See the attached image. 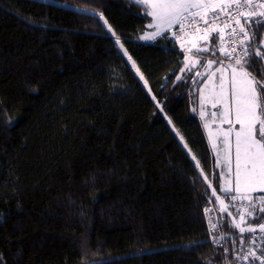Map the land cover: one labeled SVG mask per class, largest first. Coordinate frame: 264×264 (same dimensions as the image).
<instances>
[{"label":"trees","instance_id":"1","mask_svg":"<svg viewBox=\"0 0 264 264\" xmlns=\"http://www.w3.org/2000/svg\"><path fill=\"white\" fill-rule=\"evenodd\" d=\"M56 1L70 6L0 0V264H261L264 236L219 210L203 78L181 72L184 53L138 40L141 3ZM248 31L246 70L264 85V27ZM210 53L194 55L223 64ZM256 240L258 258L238 259Z\"/></svg>","mask_w":264,"mask_h":264},{"label":"snow or ice","instance_id":"2","mask_svg":"<svg viewBox=\"0 0 264 264\" xmlns=\"http://www.w3.org/2000/svg\"><path fill=\"white\" fill-rule=\"evenodd\" d=\"M132 2L142 3L144 0H132ZM148 7L151 11L147 14L152 16L154 21L148 27H154L155 31L145 33V35L141 36L140 39L143 41H155L158 37L167 38L165 29H170L173 24H179L181 31H183L186 21L189 26L198 23L196 17H199L200 20L205 21L207 24L209 23V20L206 19L207 17L210 16L211 22L216 23L219 21L221 15H223L228 22L226 26L231 27L230 35L241 46L255 36V32L250 33L248 31L249 27L253 25H255L256 29L264 27V3L254 4V0H243V3H241V0H226L222 5H209L205 0H148ZM245 7L258 8L259 11L251 10L245 13L241 11ZM193 9L196 11H193ZM200 9H208V11L201 12ZM216 9H220V11L218 12ZM241 18H243V22H241ZM100 19H104L102 14H100ZM104 23L107 25L108 21L105 19ZM215 31L216 29L214 28L208 29L207 35H211ZM108 32L116 37L115 44L120 45V48L123 49L121 38L116 35L110 25L108 26ZM232 51L235 52V48ZM123 55L128 56L130 61L132 60V57L128 55L127 51H124ZM255 56H261V52L257 50ZM233 58L236 61L237 67H234L232 70L229 112L234 111L235 124L239 125V129L234 127L228 128L224 132V139L226 148L230 149L229 137L233 132L235 133L236 192L242 199L249 201L246 214L249 217H253L257 204L262 205L259 207V212L264 213V196L259 201H253L249 195H246V193L254 192L258 188L264 190V85H260L259 81H245L243 79V77L248 75L243 69L252 67L250 63L251 54L247 48H242V54ZM211 63L212 61H209V64ZM132 67L136 69L137 74H140V79L143 80L144 76L141 74V70L135 61L132 62ZM237 69H240V71ZM186 70H188L187 66L185 69H181V72ZM180 79L181 77L178 76L177 80L179 81ZM145 84H147V81H145ZM218 95L220 100H223L225 97L223 77H221L220 92ZM203 100L204 95L203 90H201L202 103ZM258 112L260 115H257ZM226 122L230 125L233 123L231 119L226 120ZM169 123H171L170 120ZM257 124L259 125L258 129ZM187 147L188 145L184 144V148ZM192 158L193 160L196 159L195 156ZM197 166L199 165L197 164ZM225 191H228V189H225ZM232 199L236 200L237 197L233 196ZM244 220L245 216L241 214V222ZM233 226L238 228L240 233L246 231L255 232V228L252 227L244 228L241 224H234ZM212 227L215 228L216 226L212 225ZM259 228L261 233H264V224H260ZM249 257L258 258L254 251L243 256H238L237 258L247 260ZM261 264H264V260L261 261Z\"/></svg>","mask_w":264,"mask_h":264},{"label":"rangeland","instance_id":"3","mask_svg":"<svg viewBox=\"0 0 264 264\" xmlns=\"http://www.w3.org/2000/svg\"><path fill=\"white\" fill-rule=\"evenodd\" d=\"M51 1L55 4L62 5L65 7L70 6L69 4L65 2L56 1V0H51ZM206 1H210V0H206ZM141 4L145 5L148 8V12L151 11V9L148 7V0H144V2H142ZM153 23H154L153 17L150 16V21L148 23V26ZM154 31H155L154 27L153 28L148 27V30L145 33H151ZM166 32L167 34H169L168 31ZM145 33L143 35H145ZM263 44H264V39H263ZM120 50L123 52V49L120 48ZM189 57H192V55H187L186 59H189ZM212 63L211 64L208 63L205 67L204 66L202 67L197 66L193 68L190 67L188 68L187 71L192 70V72L194 73H196L197 71L199 72L200 75L198 76V80L199 78H203V84L199 91V98H201V90H203L204 101H206L205 109L207 111H211L212 114H214L215 112L220 115V117H218V115L215 114V116L212 118L206 117V115H203V116L201 115L202 117L200 118V119L206 120V122L201 120L202 121L201 123H202V128H203L209 149L211 153L215 155V158H216V155L218 156L216 160H221L219 162L217 161V167L220 170L222 182L220 184L221 190L216 200L219 206V210L221 212H228V214L232 218L233 224H241V226L244 228H248V227L255 228V232L254 233L252 232V233L254 237L259 238L260 236H264V233H261L260 228H259L260 224H264V213L259 212V207H261L262 205L257 204V207L255 209V214L253 217L247 216L246 209L248 207L249 201L247 199H242L240 195L236 192V182H235V169H236L235 142H236V138H235V133L233 132L229 137V141L231 144L230 149L226 148L225 142H223L224 132L227 131L228 128L234 127L236 129H239V125L235 124L234 111H232L231 113L229 112L232 70L234 67L228 66L225 64H218L217 66H213ZM129 64L131 68L133 69V71L135 72V74L137 75V77L139 78V80L142 82V84L145 85L144 80L140 79V74H137L136 69L132 67V61L129 60ZM185 68L186 66H184V69ZM237 70L240 71V69H237ZM243 71L248 73L247 76L243 77L245 81H248V80L256 81L255 77L252 75V73H250V71L246 70V68L243 69ZM221 77H223L224 83H225V97L223 100H220L219 95H218L220 92ZM257 115H260V113L258 112ZM163 116L166 119L169 126L172 128V130L177 135L178 132L175 130V127L173 126V124L169 123L170 119L168 118V116L165 113H163ZM228 119H231L233 121L231 125L226 122V120ZM205 125H207V127H205ZM258 127L259 125L257 124V129ZM218 134H220L221 136H218ZM177 137L181 140L179 135H177ZM219 141L222 142V147H220L221 143ZM225 189H228V191H225ZM246 195H249L253 201H259L260 198L264 196V190H260L258 188L254 192L246 193ZM233 196H236L237 199L233 200L232 199ZM241 214L245 216V220L243 222H241ZM261 215H263L262 217L263 220L257 224H252L253 218H255V216L261 217ZM258 242L259 241L257 240L255 241V243H253L252 241L251 245H253V247L252 249H250V251H255L259 247L257 245Z\"/></svg>","mask_w":264,"mask_h":264},{"label":"crops","instance_id":"4","mask_svg":"<svg viewBox=\"0 0 264 264\" xmlns=\"http://www.w3.org/2000/svg\"><path fill=\"white\" fill-rule=\"evenodd\" d=\"M218 3H219V0H211L210 1L211 5H216ZM208 29H211V27L208 26L206 28H200L198 31L187 32V33H184L180 36H177L176 38H172V41H174L178 50L184 53V65H183L182 69H184V66H187V68L197 67L198 65H201V67L202 66L205 67L209 63V61H205V62L200 61L199 57L194 55V52H201L202 53L205 51H210L211 52L210 55L213 56V54H215L217 51L218 52L222 51V48H223L222 39L223 38L221 37V35H219L217 30L214 33H212L211 35H207ZM168 30L169 29H167V28L165 29V31H168ZM138 40L142 41V42H153V41H143V40H140L139 38H138ZM187 55H192V57H189V59H186ZM212 65L215 66L213 63H212ZM189 71H192V70H189ZM189 71L186 70L184 72H189ZM199 75L200 74L198 71L196 73H194L192 80H194ZM201 87H202V85H201ZM201 87H200V89H201ZM200 89H199V91H200ZM205 104H206V101L203 100V103H202L201 98H199V96H198V102H197V104H194V105H195V108H196L200 122H202L201 120H203V119H200L203 115H206V117L212 118L215 116V114H217L215 112H214V114H212L211 111H207L205 109ZM217 115H218V117H220L219 114H217ZM219 119H221V118H219ZM203 121L206 122V120H203ZM218 136H221V135L218 134ZM219 142L221 143L220 147H222V142L221 141H219ZM223 142H225L224 139H223ZM213 156L215 159V164L217 166V161L219 162L221 160H216V158L218 157L217 155H216V158H215L214 154H213ZM221 182H222V177H221Z\"/></svg>","mask_w":264,"mask_h":264},{"label":"built area","instance_id":"5","mask_svg":"<svg viewBox=\"0 0 264 264\" xmlns=\"http://www.w3.org/2000/svg\"><path fill=\"white\" fill-rule=\"evenodd\" d=\"M210 1L205 0L206 3L211 5ZM225 2H226V0H222V1L219 0L218 4L222 5ZM241 3H243V0H241ZM258 3H264V0H254V4H258ZM216 10L218 12L220 11V9H216ZM251 10L257 11L258 8H254V7L253 8H247V7H245V8L241 9V11H243L245 13L248 11H251ZM193 11H196V10L193 9ZM200 11L205 12V11H208V9H200ZM233 11H235V9H233ZM206 19L209 20V23H207V24L205 23V21L200 20L199 17H196V20L198 23L196 25H192V26H189L188 22L186 21L183 31H181V27L179 24H174L172 26V28H170L168 30L169 34H167V35L169 38L172 39V38H176L177 36H180L184 33L191 32V31H198L200 28H206V27L210 26L211 28L216 29L217 32L219 33V35H221V37L223 38L222 39L223 48H222V51H221L222 54L220 57L205 56V58L219 61L225 65H228V66L237 67L236 61L233 57H238L240 54H242V48H247L246 43L243 46H241L238 42H236L234 40V38L230 35L231 27L226 26V24L228 22L223 15H221L219 21L216 23L211 22L210 16L207 17ZM233 25H234V22H233ZM233 48H235V50H236L235 52L232 51ZM203 211L205 214H207L209 211V208L206 207V208H204ZM208 219L211 220V218H209V217H208ZM210 228L212 229L213 227L210 226Z\"/></svg>","mask_w":264,"mask_h":264}]
</instances>
